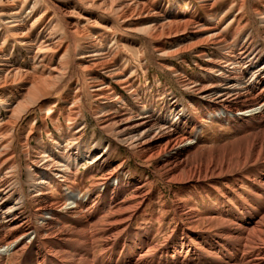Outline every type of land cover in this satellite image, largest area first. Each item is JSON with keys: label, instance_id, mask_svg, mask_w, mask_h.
Listing matches in <instances>:
<instances>
[{"label": "bare ground", "instance_id": "6f19581e", "mask_svg": "<svg viewBox=\"0 0 264 264\" xmlns=\"http://www.w3.org/2000/svg\"><path fill=\"white\" fill-rule=\"evenodd\" d=\"M194 1L202 21L193 13L164 20L133 0H0V39L11 34L32 65L11 66L0 42L7 113L0 120V264H264V45L255 44L260 35L264 43V0ZM220 2V17L233 13L223 25L214 12ZM76 6L115 24L75 15ZM74 16L94 17V28L84 31ZM253 20L257 32L243 35ZM100 27L143 35L140 55L143 48L161 59L191 55L200 77L168 69L189 94L187 107L164 86L171 106L147 109L104 49ZM86 112L105 142L84 144L85 123L78 124ZM208 119L231 128L234 139L203 146L199 131ZM120 147L152 177H130L127 158L116 159ZM157 182L176 187L169 202ZM209 193L214 203L205 201Z\"/></svg>", "mask_w": 264, "mask_h": 264}, {"label": "rangeland", "instance_id": "374dc122", "mask_svg": "<svg viewBox=\"0 0 264 264\" xmlns=\"http://www.w3.org/2000/svg\"><path fill=\"white\" fill-rule=\"evenodd\" d=\"M133 1H135L138 4H145L147 6H149L150 4L149 8L151 9V11L153 10L152 12L154 14L158 13L157 15H160L164 20L184 21L185 19L188 18L189 15H191V13H193L196 19L199 21H202L206 18L204 10L202 9V7L199 6L198 2L194 0H190V4H191L190 9L184 8V5H185L184 0H133ZM226 1H229V0H226ZM234 1L238 2L239 0H234ZM223 3L224 2L218 3L216 5V8L214 9L215 10L214 12L217 13V18H219L218 19L219 25L225 24L226 21L230 20L233 14L232 13L227 18L220 17L222 8L223 6H225V4ZM17 7H19V4H17ZM51 11H52L51 9H48L49 13H52ZM70 11L72 10L70 9ZM73 12H75V15L82 14V15H91L95 17L97 16L100 20L102 19L104 23L105 22L108 23L106 24L107 25L106 27H109V25L111 24L113 26V23H114L113 20H110L112 19L111 17L107 15H103V14L94 13L81 6H76ZM56 19L57 17H55V20ZM73 21L75 24H77V26H79L81 29H83L86 32L93 29L94 28L93 26L95 25L93 23L96 22V20H94V17H91V19L87 21L81 22L75 16H74ZM257 24H258V20H253V23L251 24V26H249L247 29L244 30L243 35H245L250 30L256 31L255 27ZM144 26H145L144 24H142V26L140 24L133 25L134 28H139V27H144ZM114 27H117V26H114ZM100 28H103V30L99 31V33H100V37L104 40V43L102 44L104 49H106L110 53L111 56L117 57V58L115 57L114 59V64L116 65L118 70L124 73V76L126 78H129L132 89H134V91H136V93L140 95L142 100L146 102V106L148 107L147 109L153 110L154 112L161 113V112L166 111L171 106V104L173 103L172 96H167L163 94L162 89L164 88V86L171 87L177 97V101L181 103L184 107L185 106L187 107L186 99L188 98L189 94H186L180 91L174 79L172 78L173 75H171V72L168 69L170 67H173L177 73L183 70V75L188 79L194 76L200 77L201 71H199L196 67H194V62H193L194 59L193 57H191V55L182 54L179 58H175V59H168V58L161 59L155 54H152L149 51V49H146V48H143L145 50V53H142L140 55L138 50L141 49L143 46H146L145 37L143 35L126 33V32L123 33L121 31H118V29L115 31L111 30L114 32L113 33L105 27H100ZM256 32H254V36L255 35L259 36L258 33ZM8 34L4 35L3 38L1 36V39H0V42L5 41L2 48H3V52L5 56L7 57L8 63L13 67L19 68L20 70L31 71L32 65H31L30 57L27 51H25L26 49L23 47H20L19 44L15 40L13 41L11 34L9 35ZM35 34L36 35L38 34L37 29L32 30V32L29 35L30 38L34 40V37L36 36ZM262 37L263 35H260L257 40L255 39V44L263 46L264 43H263ZM114 39L116 40V42H113L115 41ZM186 40H187V37L178 39L177 44L184 45ZM114 45L120 48L119 49L117 48V50L114 51V47H115ZM165 48L167 50L170 48L169 43L165 44ZM209 53H211V55L216 54L215 51H213L212 49L209 50ZM139 55L142 56V58H140ZM54 60L56 61V58ZM181 60H186L187 64L183 65ZM145 67L147 68V71ZM196 80L200 81L199 78H197ZM116 88H117L118 94L123 96L125 99H128V101H131L127 93L123 92L118 87ZM55 100L57 99L54 97L51 98L50 103L55 102ZM66 100L67 98L65 94L59 97L57 100L58 103L55 106V109L61 108L63 105V102H65ZM31 117H32L31 114L27 115L26 116L27 119L25 118V121L29 120ZM0 118L2 122L6 121V118H7V113L3 110L1 105H0ZM83 120L84 121H80L79 122L80 124L78 125L81 126L82 122L85 123L84 125H85L86 132L84 135V144L87 145L92 140V138H95V137L103 142H105L108 139L98 128H96L93 119L88 115L87 112L85 113V117ZM23 127L25 128L24 131L26 133L28 131V128H26L25 125L21 126V128ZM53 133L55 134V131H53ZM234 136L235 134L233 133L231 128L227 127L226 125L218 124L214 119H208L203 124L201 130L199 131V139L201 141V144L205 147L206 146L207 147L208 146L209 147H216V146L219 147V145L222 146L224 145V143H227V141H232V139H234L233 138ZM43 140L46 143V145L50 144L48 138L45 135L43 136ZM32 144H34V140L32 141ZM117 152H118V156L116 157V159H121L123 157L127 158V163H126L125 168L132 170L130 177L132 176L139 177L141 174L148 175L150 178L152 177L151 170L143 169L140 166H138L135 163L134 159L130 156V154L126 153V149L120 147ZM84 170H85L84 167H82L80 169V172H84ZM220 183H221L220 181L217 182V184H220ZM86 187H87L86 183L80 186L81 195L85 192ZM155 187L161 188V191L163 192L165 196V200L168 199V202H169V199L172 198L170 192L176 189V187H173L172 189H170L169 187L164 186L160 182H157L155 184ZM246 189L247 191L248 190L250 191L249 188L245 187V190ZM205 201L208 202V203L206 202L207 204L214 203L215 202L214 194L209 193L208 198L205 199ZM200 211H202L201 207H200Z\"/></svg>", "mask_w": 264, "mask_h": 264}]
</instances>
